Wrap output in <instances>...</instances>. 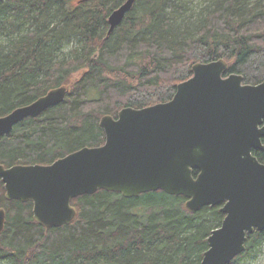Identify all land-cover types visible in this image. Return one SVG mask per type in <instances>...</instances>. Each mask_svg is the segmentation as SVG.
I'll return each mask as SVG.
<instances>
[{"label": "trees", "instance_id": "1", "mask_svg": "<svg viewBox=\"0 0 264 264\" xmlns=\"http://www.w3.org/2000/svg\"><path fill=\"white\" fill-rule=\"evenodd\" d=\"M123 1L0 0V116L71 86L65 101L0 140L2 163L50 164L104 144V115L172 99L196 62L223 58L225 76L264 81V0H210L191 29L177 19L180 0H136L108 34V17ZM253 153L264 162V151ZM186 200L162 190L131 198L99 190L72 200L71 224L46 229L31 203L6 200L0 185L8 209L0 264H200L209 221L224 214L217 206L191 213ZM263 240L264 231L249 235L231 264Z\"/></svg>", "mask_w": 264, "mask_h": 264}, {"label": "water", "instance_id": "2", "mask_svg": "<svg viewBox=\"0 0 264 264\" xmlns=\"http://www.w3.org/2000/svg\"><path fill=\"white\" fill-rule=\"evenodd\" d=\"M135 2L125 0L110 13L108 34ZM228 67L223 58L196 62L172 99L104 115L100 146L82 147L49 165L0 164L6 198L33 202L34 218L46 229L71 224L78 216L72 200L99 190L127 198L162 190L186 197L191 213L222 204L225 217L208 236L200 264H231L246 250L248 236L264 231V163L253 153L264 150V81L225 76ZM70 89L53 88L0 116V138L65 101ZM5 222L0 208V234Z\"/></svg>", "mask_w": 264, "mask_h": 264}, {"label": "rangeland", "instance_id": "3", "mask_svg": "<svg viewBox=\"0 0 264 264\" xmlns=\"http://www.w3.org/2000/svg\"><path fill=\"white\" fill-rule=\"evenodd\" d=\"M77 1L78 0H74V3L77 4ZM209 1L210 0H180L179 1L180 14L179 17H177L179 23H182L183 25H188V27H190L191 29L193 25H195L198 22L199 12L209 4ZM71 48L72 45H66V47L62 49L61 55L69 54ZM221 206L222 204L217 206L218 209ZM223 218L221 217L219 221L215 218L210 219L209 222L212 223V227H213L212 230L219 228L221 226ZM1 264H7V263H1ZM235 264H264V240L260 246L250 250L246 256L242 257Z\"/></svg>", "mask_w": 264, "mask_h": 264}, {"label": "flooded vegetation", "instance_id": "4", "mask_svg": "<svg viewBox=\"0 0 264 264\" xmlns=\"http://www.w3.org/2000/svg\"><path fill=\"white\" fill-rule=\"evenodd\" d=\"M90 1V0H89ZM85 2H87V1H85ZM84 2H80V0H78L77 1V4L76 5H79V4H83ZM40 116V115H39ZM26 119V118H25ZM24 119V120H25ZM15 127V126H14ZM14 129V128H13ZM10 134V133H9ZM8 134H6V135H3L1 138H0V140L3 138V137H5V136H7ZM260 151H264V150H260ZM71 153V152H70ZM64 157V156H63ZM62 158V157H61ZM260 160V159H259ZM56 161V160H55ZM261 161V160H260ZM262 163H264L263 161H261ZM53 163V162H52ZM52 163H50V164H52ZM0 164H2V165H4L6 168H10V167H12V166H16V165H36V164H26V163H13V164H5V163H2L1 161H0ZM40 165H49V164H40ZM0 185H1V188L3 189V196L5 197V199L6 200H8L7 198H6V188H5V183H4V181H3V178H1L0 177ZM8 201H21V200H19V199H12V200H8ZM21 202H24V201H21ZM24 203H31L32 204V209H31V211H32V218H33V220L35 221V222H37L36 220H35V218H34V214H33V208H34V203L33 202H31V201H26V202H24ZM74 206V205H73ZM0 208H2V209H4L5 210V212H6V222H5V226H6V224H7V220H8V209L5 207V206H0ZM38 223V222H37ZM255 233V232H254Z\"/></svg>", "mask_w": 264, "mask_h": 264}]
</instances>
